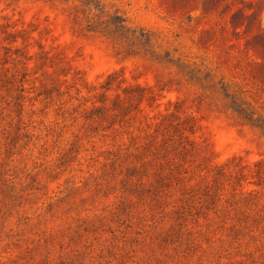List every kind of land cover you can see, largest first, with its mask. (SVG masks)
Listing matches in <instances>:
<instances>
[{
	"label": "rangeland",
	"instance_id": "374dc122",
	"mask_svg": "<svg viewBox=\"0 0 264 264\" xmlns=\"http://www.w3.org/2000/svg\"><path fill=\"white\" fill-rule=\"evenodd\" d=\"M113 1L185 64L0 0V264H264V121L223 84L264 115V0Z\"/></svg>",
	"mask_w": 264,
	"mask_h": 264
},
{
	"label": "trees",
	"instance_id": "16d2710c",
	"mask_svg": "<svg viewBox=\"0 0 264 264\" xmlns=\"http://www.w3.org/2000/svg\"><path fill=\"white\" fill-rule=\"evenodd\" d=\"M66 3H71L73 6L79 5V3L86 4V5H95L96 8L102 10L104 15L108 18V21L113 23L125 37L137 39L143 41L144 45L151 50V52L155 55L158 63H178L184 65L185 62L178 56H174L171 50L164 48L163 43L158 41V34L150 29H147L143 26L133 27L130 25V21L125 13L116 5L113 0H61ZM159 47V49L156 48ZM119 53V52H118ZM144 57L147 55L144 53H137ZM116 74V71L110 73L107 78L101 84V87L104 88L105 91L112 90L114 88V80L111 79L113 75ZM227 93L231 94L234 98V103L236 104V110L239 112L243 118L247 121L245 123H249L254 126H259L258 124L254 123V120L264 121V115L258 110V108L253 104L252 100L249 96L246 95L245 91L242 89L236 88L229 83H223ZM255 100V98H254ZM190 131L192 127H187ZM184 133V132H183ZM194 145V142L191 143ZM195 146V145H194ZM197 148V147H195ZM257 164H260L258 162ZM256 164V165H257ZM257 176H260L261 170H255Z\"/></svg>",
	"mask_w": 264,
	"mask_h": 264
}]
</instances>
